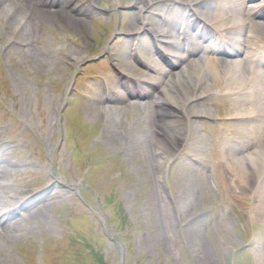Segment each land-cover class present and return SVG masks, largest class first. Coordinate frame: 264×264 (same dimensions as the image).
Here are the masks:
<instances>
[{"label": "rangeland", "instance_id": "374dc122", "mask_svg": "<svg viewBox=\"0 0 264 264\" xmlns=\"http://www.w3.org/2000/svg\"><path fill=\"white\" fill-rule=\"evenodd\" d=\"M111 1L117 0L92 7L90 0H73L91 23L90 31L75 32L42 25L38 0H0V9L31 22L25 30L31 55L25 58L13 48V27L0 21V210L14 196L49 188L44 213L52 221L41 226L22 213L4 220L0 264H264V203L245 199L264 189V175L251 173L253 187L237 178L239 190H224L214 176L215 162H224L232 146L222 142L213 155L210 142L198 144L193 152L205 159L200 168L148 132L153 150L163 154L152 166L143 147L112 143L104 117L93 123L84 116L106 71L101 62L112 74L118 68L106 48L126 37L123 26L135 9ZM194 19L191 29L199 30L202 20ZM145 39L154 44V33ZM44 54L48 62L40 59ZM78 54L83 59L74 64ZM192 103L174 99L164 106L162 123L188 124L185 110ZM208 109L222 126L217 106ZM135 111L132 106L121 119L130 125ZM146 116L145 129L151 125ZM253 146L259 149L252 144L237 155L248 156ZM183 181L189 196L181 201Z\"/></svg>", "mask_w": 264, "mask_h": 264}, {"label": "bare ground", "instance_id": "6f19581e", "mask_svg": "<svg viewBox=\"0 0 264 264\" xmlns=\"http://www.w3.org/2000/svg\"><path fill=\"white\" fill-rule=\"evenodd\" d=\"M240 1H111L116 7L134 6L135 9L128 14L123 26L126 37L106 48L118 68L115 67L112 74L106 69L105 61L101 62L106 71L97 92L106 93L101 96L95 94L94 103L90 102L84 108L86 119L96 123L104 117L105 131L112 143L143 147L155 163L152 166L162 161L163 154L153 150L156 142L147 136L148 132L161 138L164 145L183 154L184 159H189L200 168L204 167L205 159L194 154L193 149L208 141L215 147L213 155H217V147L224 142L234 149L231 148L230 153L224 156L226 165L222 160L214 165L216 180L222 187L225 185L224 190L230 187L241 189L237 178L245 186L253 187L249 178L251 173L255 171L261 177L264 175V10L249 15L246 5ZM98 3L99 0H90L92 7ZM178 6L184 8V12L176 11ZM0 10V21L5 19L4 22L15 30L13 48L25 53L26 58L30 52L26 47L28 39L25 30L31 28H28L31 22L22 21L4 6ZM37 12L47 24H57L78 32L81 29L90 31L91 28L88 13L80 14L79 9L69 12L64 7L57 11L39 8ZM194 17L202 20L198 23L197 28L201 30L198 33L190 32L191 26H195ZM149 32L154 33L155 45L149 39L140 41ZM206 39L210 41L208 49L204 47ZM141 48H144L143 52H140ZM135 57L138 65L132 63ZM40 59L48 62L46 54ZM82 59L80 54L76 55L74 64H79ZM122 78L135 79L134 86L125 85ZM146 86L159 90L156 94H149L145 92ZM137 94L149 97L140 100L135 98ZM177 98L183 103H194L185 110L189 116L188 124L170 128L162 123L161 118L165 114L164 106ZM125 104L130 109L132 106L138 108V112L131 115L133 121L130 125L121 119L122 114L130 116V109L125 108ZM212 104L219 109L220 120L224 121L222 126L214 123L215 117L208 109ZM145 116L151 124L146 129L142 126ZM252 144L258 145L259 149L253 146L254 152L239 157V153L252 147ZM179 165H182L181 162ZM187 185L186 181L179 185L181 201L189 196H185ZM207 186L208 183H203L204 189ZM50 190L46 188L37 193H23L22 197V194L14 196L0 210V225L4 220L13 221L21 213L23 220L30 218L41 226L50 225L52 221L44 213ZM191 199L193 197L188 200ZM245 199L264 203V189L250 192ZM20 222L24 225L25 221ZM14 223H17L16 220Z\"/></svg>", "mask_w": 264, "mask_h": 264}]
</instances>
